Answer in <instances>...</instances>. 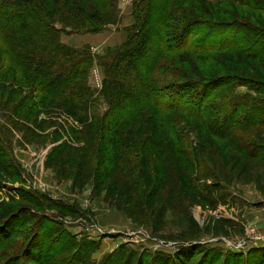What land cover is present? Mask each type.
Returning <instances> with one entry per match:
<instances>
[{
    "label": "trees",
    "instance_id": "obj_1",
    "mask_svg": "<svg viewBox=\"0 0 264 264\" xmlns=\"http://www.w3.org/2000/svg\"><path fill=\"white\" fill-rule=\"evenodd\" d=\"M230 1L236 8L235 14L246 16L241 10H250V18H225L230 12L221 4ZM119 2L0 0V91L6 94L9 89L10 85L4 83L19 85L23 80L22 84L35 87L43 109L54 106V97L66 96L65 105L69 103L70 114L85 123L83 114L89 111L96 92L88 79L98 61L105 73L99 96L105 97L110 105L99 120L102 130L112 135L107 141L113 147L112 157L107 156L109 172L116 168L114 161L120 146L124 148L136 142L137 134L147 128L155 130L153 136L158 131L162 138L165 133L169 138L167 146L182 148L173 139L180 132L167 118L172 112L195 119L211 137L227 144L230 141L241 157L264 162V142L253 140L248 134L254 130L264 134V81L232 73L206 76L205 66L197 64L208 60L213 52H230L255 61L264 69V23L261 24L264 0H134L131 11L136 21L127 27L128 38L124 43L108 46L103 54L94 55L91 46L73 47L62 41L63 33L77 30L98 33L117 24L121 17ZM256 14L260 15L256 16L258 19L253 18ZM62 18L73 23L71 31L68 32V24ZM60 22L64 26L59 27ZM226 58L232 60L229 65L236 69L233 57ZM11 69L16 76L13 80L9 78ZM239 86H248L250 92H238ZM27 105L21 102L16 113H22ZM131 139L134 140L128 142ZM155 142L150 145L159 147ZM185 146L186 149L176 152L177 156L193 155L189 157L190 164L199 160L194 169L199 166L201 172L213 176L204 154L200 159L196 157L200 147L196 146L198 152L194 155L189 143ZM7 151L6 137L0 135V174L10 179L20 177L22 169L17 161L11 172L6 167ZM99 177L97 171L96 190L103 185ZM200 179L185 172L183 183L203 194L207 183L201 184ZM38 198L29 199L28 206L17 207L13 202L8 215L0 220V264H91L90 249L82 259L67 256L68 247H61L60 243L46 244V238L54 235L59 239L65 234L49 235L46 222H53L54 216L61 220L56 224H62L67 207L64 209L66 205L48 198L44 200V196L42 200ZM45 209L46 212L57 209L59 213L50 215ZM35 224L39 225L38 230L33 228ZM212 251L221 254L218 249ZM118 252L119 249L112 251L102 263L109 264ZM251 254L256 255L255 261L248 264H264V244L254 248ZM225 259L224 264H240L238 258L229 262ZM207 262L214 264L213 259Z\"/></svg>",
    "mask_w": 264,
    "mask_h": 264
},
{
    "label": "rangeland",
    "instance_id": "obj_2",
    "mask_svg": "<svg viewBox=\"0 0 264 264\" xmlns=\"http://www.w3.org/2000/svg\"><path fill=\"white\" fill-rule=\"evenodd\" d=\"M120 1H129L132 6L134 0ZM221 5L229 9L230 14L225 15L228 19L250 18L249 13H252L242 9L246 16L235 14L236 8L231 1ZM131 6L126 12L132 13ZM256 16L253 18L258 19ZM62 20L68 24V32L71 31L73 23ZM58 26L64 25L60 22ZM74 33L82 36L89 32L67 33L69 40L79 36ZM92 52L94 55L99 53L94 49ZM209 56L208 60L197 61L198 65L205 66L203 73L206 76L232 73L264 81V69L255 61L230 52H213ZM226 57H233L236 69L229 65L232 60L227 61ZM96 64L103 70L98 62ZM94 67L88 82L96 92L89 111L82 113L86 117L85 123L70 114L69 103L65 105L66 96L54 97V106L43 109L42 99L32 84H22L23 80L19 85L4 83L10 85L6 94L0 91V135L6 137L9 147L6 167L11 172L17 161L22 175L10 179L0 174V220L8 215V207L13 202L17 207L28 206L29 199L39 196L42 200L44 196V200L66 205L64 209L67 207L62 224L58 226L56 222L61 220L54 216L53 222H46L49 235L65 234L59 239L54 235L51 239L46 238V244L60 243L61 247H68L67 256L82 259L86 258L85 251L90 249L91 264H103L108 260L105 257L118 249L119 255L109 264H209L207 260L210 259L214 264H224L225 258L227 262L238 258L240 264L252 261L256 255L251 251L264 244L263 238L259 240L264 236L262 159L241 157L230 141L227 144L225 140L213 138L195 119L172 112L167 118L180 132L173 137L183 146L179 149H186L185 144L189 143L195 155L198 152L196 146L200 147L201 152L196 157L200 159L204 154L213 176L201 172L199 166L194 169L199 160L190 164L193 155L177 156L179 149L166 145L169 138L165 133L162 138L158 131L153 136L155 130L152 128L134 136L136 142L124 148L120 146L114 161L116 168L109 172L107 156L112 157L113 147L107 145V141L112 135L102 130L99 120L110 105L105 97L99 96L104 70L103 75L94 73ZM8 72L10 79L16 78L13 69ZM237 90L250 92L248 86H239ZM21 102L28 105L17 114ZM248 134L253 140L264 142V134L255 130ZM155 141L159 147L150 145ZM97 171H100L99 181L103 183L99 190L95 189ZM185 172L201 177V184L207 183L203 194L192 191L183 183ZM44 212L57 216L59 210L46 212L45 209ZM33 228L38 230L39 225L35 224ZM213 249H218L221 254L215 255Z\"/></svg>",
    "mask_w": 264,
    "mask_h": 264
},
{
    "label": "crops",
    "instance_id": "obj_3",
    "mask_svg": "<svg viewBox=\"0 0 264 264\" xmlns=\"http://www.w3.org/2000/svg\"><path fill=\"white\" fill-rule=\"evenodd\" d=\"M129 1H120V10H121V20L114 25H111L109 28L98 32V33H87V34H76L79 35L76 36V40H69V36H66L67 34H64L62 36V41L73 47H83L85 45L91 46L92 49L95 51L98 50V54H103L106 47L108 46H115L124 43L128 38V32L127 27L133 25L136 21L134 15L130 13L129 11L126 12L127 8L131 6V4L128 3ZM124 14V16H123ZM73 36V35H72ZM67 37V39H65ZM96 61L95 63H97ZM94 69H96L98 72H100L103 75V70H100L99 66L96 64ZM264 239V236L259 237Z\"/></svg>",
    "mask_w": 264,
    "mask_h": 264
},
{
    "label": "built area",
    "instance_id": "obj_4",
    "mask_svg": "<svg viewBox=\"0 0 264 264\" xmlns=\"http://www.w3.org/2000/svg\"><path fill=\"white\" fill-rule=\"evenodd\" d=\"M94 73H98V71L96 69H94L93 71ZM99 79V78H98ZM101 83V80L99 81Z\"/></svg>",
    "mask_w": 264,
    "mask_h": 264
}]
</instances>
